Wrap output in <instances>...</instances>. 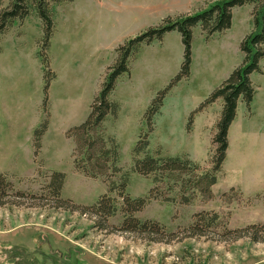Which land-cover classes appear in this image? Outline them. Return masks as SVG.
Wrapping results in <instances>:
<instances>
[{
  "label": "rangeland",
  "instance_id": "rangeland-1",
  "mask_svg": "<svg viewBox=\"0 0 264 264\" xmlns=\"http://www.w3.org/2000/svg\"><path fill=\"white\" fill-rule=\"evenodd\" d=\"M217 1L62 2L53 9L47 50L43 22L34 12L0 34V172L15 190L28 194L0 206V264H264V241L249 237L219 240L212 234L155 242L118 231L125 218L122 197L108 192L103 178L75 169L74 142L67 136L87 119L119 46L168 16L194 14ZM8 4L5 0L3 7ZM252 10L253 4L233 8L231 28L211 36L200 25L193 29L190 76L167 92L152 125L146 119L148 108L179 73L184 59L181 34L171 31L162 40L142 44L129 59V72L118 77L110 94L118 113L108 114L104 124L118 144L121 172L112 179L119 183L128 173L126 193L133 198L147 197L156 185L159 194L135 213L141 221L156 220L176 232L190 226L195 213L214 211L232 229L264 223V57L261 71L251 74L253 101L249 106L242 97L238 101L212 198L197 195L184 204L179 183L166 178L156 184L154 175L133 171V152L142 136L149 140V154L160 150L162 156L188 157L201 169L212 167L223 100L196 110L243 64L240 45L253 29ZM45 58L55 73L48 89ZM45 119L48 128L36 153L34 133ZM54 171L66 174L62 199L84 205L96 204L106 193L114 199L117 212L108 219V229L99 228L92 214L58 207L48 195ZM12 252L19 258L9 261Z\"/></svg>",
  "mask_w": 264,
  "mask_h": 264
},
{
  "label": "trees",
  "instance_id": "trees-1",
  "mask_svg": "<svg viewBox=\"0 0 264 264\" xmlns=\"http://www.w3.org/2000/svg\"><path fill=\"white\" fill-rule=\"evenodd\" d=\"M4 1L0 0V34L7 32L14 23L24 21L34 12L43 22L45 30L44 46L47 50L54 31V6L74 0H9V4L3 7ZM245 4H253V29L244 37L240 45V49L244 53V62L235 68L221 86L214 90L206 102L196 110L203 109L219 98L223 100L221 118L217 123V132L213 137L215 149L212 156V167L201 169L198 163L193 162L188 157L162 156L160 150L153 155L149 154L147 151L149 146L147 136L140 138L133 152V171L144 176L154 175L153 182L156 184L166 178L173 181L174 184L179 183L181 201L184 204L191 203L197 195H201L205 199L212 198V187L217 182L218 173L221 171L226 158L229 146L228 132L237 114L238 101L242 97L249 106L255 95L251 74L255 71H261L259 63L264 57V0H219L210 7L194 14L180 15L175 18L168 16L163 19L160 25L149 27L136 37L125 41L117 49V60L108 68L102 88L92 101L91 111L87 119L67 131V136L74 142L72 157L75 169L90 178H103L108 183V192L117 191L122 197L123 207L121 211L125 218L118 231L137 233L146 236L147 240L155 242H171L187 237H201L212 234L213 236L218 234L219 240H237L249 237L253 241H264V223L232 229L225 226L220 215L214 211L195 213L192 224L176 232L167 231L156 220L146 219L141 221L135 216V213L142 211L154 198H159V194L156 193L157 185L149 191L147 197L133 198L126 193L129 182L128 173H123L122 180L119 183L112 179L117 173L121 172L118 167V144L113 137L106 134L104 126L108 114L112 113L117 116L118 113V105L110 100V94L115 89L116 81L121 74L129 72V59L131 55L139 50L142 44H151L154 40H162L168 32L178 31L184 45V59L179 73L171 80L166 89L159 92L148 108L146 119L152 125L153 116L159 112L167 92L183 78L190 76L193 29L200 25L208 36L223 32L231 28L233 8ZM44 62L47 69L46 89H48L55 73L51 71L46 58ZM47 128L48 119H45L40 127L35 130L34 147L36 153L41 147V138ZM141 154H144V156L141 157ZM50 177L48 195L58 203V207L80 211L83 214H92L98 219L96 223L99 228H109L108 219L117 212V208L114 205V199L108 193L102 195L96 204H75L70 199L61 198L66 174L61 171H54ZM171 189L172 187H169V190ZM221 195L226 196L227 193L223 192ZM27 196L28 194L24 191L15 190L13 182L5 173L0 172V206L8 203L15 204L12 201L13 199L22 200ZM33 198L43 197L35 196ZM219 228H221L220 231ZM9 257L11 259L8 258V260L12 261V258H17L18 255L12 252Z\"/></svg>",
  "mask_w": 264,
  "mask_h": 264
}]
</instances>
